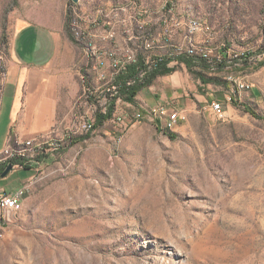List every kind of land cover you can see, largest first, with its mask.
Here are the masks:
<instances>
[{
	"label": "rangeland",
	"instance_id": "374dc122",
	"mask_svg": "<svg viewBox=\"0 0 264 264\" xmlns=\"http://www.w3.org/2000/svg\"><path fill=\"white\" fill-rule=\"evenodd\" d=\"M29 25L52 38L45 71L62 82V122L48 131L58 140H42L39 152L63 149L35 162L32 146L8 138L32 167L16 168L21 195L0 264H264V0H0V79L15 33ZM191 47L230 60L207 73L216 84L177 64L134 104L118 98L111 118L81 130L114 91L116 60ZM157 107L179 113L173 128L160 121L173 138L157 129Z\"/></svg>",
	"mask_w": 264,
	"mask_h": 264
},
{
	"label": "crops",
	"instance_id": "0c3cea01",
	"mask_svg": "<svg viewBox=\"0 0 264 264\" xmlns=\"http://www.w3.org/2000/svg\"><path fill=\"white\" fill-rule=\"evenodd\" d=\"M9 52L7 71L0 79V151L7 145L11 134L19 142L48 134L55 122H62V118L56 119L62 82L57 80L55 71H45L54 55L52 38L40 28L21 27L14 35ZM108 67L107 61L105 71ZM173 79L177 85L180 74L174 75ZM14 168L0 178L4 182L0 184V191L12 192L22 181L17 174L21 171Z\"/></svg>",
	"mask_w": 264,
	"mask_h": 264
},
{
	"label": "trees",
	"instance_id": "16d2710c",
	"mask_svg": "<svg viewBox=\"0 0 264 264\" xmlns=\"http://www.w3.org/2000/svg\"><path fill=\"white\" fill-rule=\"evenodd\" d=\"M66 30L69 40L73 43H78L79 38H76L75 30L70 22L69 18L66 19ZM198 53V54H197ZM202 54V55H199ZM204 52L195 51V53H189L186 50H181L178 52L170 51L163 55H152L150 58L142 56L140 54L136 55L133 60L125 61L123 67L112 77V85L114 89V84L116 85V92L110 94L108 92H103L105 97V104L100 108H97L93 114L92 129L103 124V122L112 117L115 110V101L120 98L124 102L134 104L135 97L141 90L152 85L153 81L162 75H168L176 70L177 64H183L187 70L202 84L217 83L218 80L213 76H208L209 71L222 70L230 66V60L227 56L220 53V57L212 58ZM237 57V56H236ZM249 53L243 54L240 57V61L244 65L249 63ZM173 63V64H172ZM263 62H259L261 66ZM246 111H248L253 116L259 117L255 110L248 104H240ZM161 118H156L155 125L157 129L161 131H166L169 137H174V135L166 129H163V125H160ZM167 126V121L165 123ZM164 126V128H165ZM82 137V136H81ZM69 143L74 139L68 138ZM48 154L38 153L35 156V162H40ZM11 164H20L21 168L27 170L32 167V162L30 158H25L21 156H15L8 160L0 161V178L1 173L4 171L6 166Z\"/></svg>",
	"mask_w": 264,
	"mask_h": 264
},
{
	"label": "built area",
	"instance_id": "2783aa9c",
	"mask_svg": "<svg viewBox=\"0 0 264 264\" xmlns=\"http://www.w3.org/2000/svg\"><path fill=\"white\" fill-rule=\"evenodd\" d=\"M73 26V25H72ZM74 28V26H73ZM75 30V28H74ZM76 34V38H80L82 36V33L79 31H75ZM149 43L146 44L147 47H149ZM187 52L189 53H195V48L191 47V48H187ZM198 54V53H197ZM202 55V54H199ZM207 57L208 56H204ZM134 58H129L126 61H130L133 60ZM125 63V61H121V60H116V62L114 63V70L112 73L111 78L123 67V64ZM109 83H112L111 81ZM110 94H113L116 92V85L114 84V91H106ZM105 93V92H104ZM164 106V105H161ZM211 109L218 114L219 116L223 115V108H222V104L218 101H211ZM168 114H175V122L176 120L179 118V113L177 111H172V112H168ZM159 115V113H158ZM136 116L139 117V113L136 114ZM92 122H93V117L91 118V120H86L81 124V130L87 132L90 131L92 129ZM175 122L173 123L172 128L175 126ZM161 125V123H160ZM170 128V129H172ZM41 140H58V134H56L55 132H50L48 134H42L33 138H29V139H25L22 142H18L15 141L14 144H28V141H41ZM67 142V140H66ZM64 142V143H66ZM12 145L11 143H9L8 148H11ZM6 148H3L1 151L5 150ZM63 148H59L57 150H45V152H37L36 148L35 150L32 151L33 153H44V154H53L54 152H58ZM14 166L16 167H20V164H15ZM13 167V166H12ZM19 188L12 191V192H7L6 190H4V194H0V237H3L4 234L6 233L7 227L11 221L12 218V211L13 210H18L15 209V199L19 196ZM5 201H12V208H5Z\"/></svg>",
	"mask_w": 264,
	"mask_h": 264
},
{
	"label": "bare ground",
	"instance_id": "6f19581e",
	"mask_svg": "<svg viewBox=\"0 0 264 264\" xmlns=\"http://www.w3.org/2000/svg\"><path fill=\"white\" fill-rule=\"evenodd\" d=\"M152 113H153V115L156 117V118H163L164 116L166 117H169L168 119H167V126L168 127H172L173 125V123L175 122V118H174V116H171L170 114H168L167 112H166V109L164 108V107H157V109H152ZM158 113H159V115H158ZM55 141H57V140H55ZM44 142V141H43ZM42 142V140L41 141H28V144H26L27 145V147H30V146H32L33 147V150H35V148H36V150H37V152H39V150H40V146H41V144L43 143ZM49 143V142H48ZM51 143V142H50ZM55 144V143H54ZM58 144V143H57ZM49 146V145H48ZM31 147V148H32ZM5 150H3V151H0V153L1 154H3L4 155V159L3 160H8V159H10V158H13V157H15V156H21V157H24L25 156V153H24V150H25V147L24 148H22V149H20V150H15V151H13V150H10L9 148H8V145L7 146H5ZM32 152V151H31ZM28 159V158H27ZM2 160V159H1ZM0 160V161H1ZM0 194H4V190H1L0 191ZM20 195H21V193L19 192V196L18 197H20ZM17 197V198H18ZM17 206V200L15 199V207ZM5 208H12V201H5Z\"/></svg>",
	"mask_w": 264,
	"mask_h": 264
},
{
	"label": "water",
	"instance_id": "95a60500",
	"mask_svg": "<svg viewBox=\"0 0 264 264\" xmlns=\"http://www.w3.org/2000/svg\"><path fill=\"white\" fill-rule=\"evenodd\" d=\"M11 168H12V165L11 164H8L6 166V168L4 169V171L1 173V177H4L9 172V170H11Z\"/></svg>",
	"mask_w": 264,
	"mask_h": 264
}]
</instances>
